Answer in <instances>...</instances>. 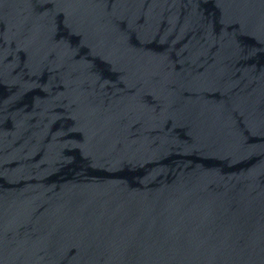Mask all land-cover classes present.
I'll return each mask as SVG.
<instances>
[{
	"label": "water",
	"instance_id": "1",
	"mask_svg": "<svg viewBox=\"0 0 264 264\" xmlns=\"http://www.w3.org/2000/svg\"><path fill=\"white\" fill-rule=\"evenodd\" d=\"M0 264H264V0H0Z\"/></svg>",
	"mask_w": 264,
	"mask_h": 264
}]
</instances>
